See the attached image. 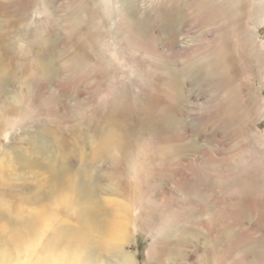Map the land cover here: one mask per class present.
Segmentation results:
<instances>
[{"label":"rangeland","instance_id":"1","mask_svg":"<svg viewBox=\"0 0 264 264\" xmlns=\"http://www.w3.org/2000/svg\"><path fill=\"white\" fill-rule=\"evenodd\" d=\"M78 168L96 211L52 203L32 257L0 216V262L88 254L76 236L121 224L101 264H264V0H0L1 214L37 216Z\"/></svg>","mask_w":264,"mask_h":264},{"label":"bare ground","instance_id":"2","mask_svg":"<svg viewBox=\"0 0 264 264\" xmlns=\"http://www.w3.org/2000/svg\"><path fill=\"white\" fill-rule=\"evenodd\" d=\"M140 22V21H139ZM89 29V28H88ZM97 63V62H96ZM10 64V63H9ZM13 64V63H12ZM11 69V68H10ZM7 72V71H6ZM60 73V72H59ZM45 80V79H44ZM46 83V82H45ZM78 90V89H77ZM20 105V104H19ZM130 105V104H129ZM80 106V105H79ZM123 106V105H121ZM120 107V106H119ZM116 110H118V108ZM115 108V107H114ZM121 108V107H120ZM124 108V107H123ZM132 109V108H131ZM112 110V109H111ZM121 110V109H120ZM119 110V111H120ZM125 110V108L123 109ZM94 114V113H93ZM70 117V116H69ZM75 119V118H74ZM88 119V118H87ZM90 119V118H89ZM93 119V118H92ZM70 120V119H69ZM73 120V119H72ZM83 120V119H82ZM91 120V119H90ZM72 122V121H71ZM124 122V121H123ZM85 123V121H84ZM126 123V122H125ZM124 123V125H125ZM19 124V123H18ZM92 125V123H90ZM123 124V123H122ZM10 126L11 124H8V122L5 123V126ZM90 125V126H91ZM123 125V126H124ZM112 126V125H111ZM129 126V125H128ZM13 127V126H11ZM116 129V128H114ZM132 129V128H131ZM135 129V128H134ZM123 130H126V129H123ZM130 130V129H129ZM63 131V130H62ZM111 131V130H110ZM93 132V131H92ZM125 132V131H123ZM127 132V131H126ZM125 132V133H126ZM130 132V131H128ZM137 132V131H136ZM131 133V132H130ZM133 133V132H132ZM139 133V132H138ZM46 134V132L44 133ZM122 134V133H121ZM92 135V134H91ZM119 135V133H118ZM137 135V134H136ZM145 135V134H144ZM131 136V135H130ZM141 136V135H140ZM127 137V136H126ZM125 137V138H126ZM72 139V137H70ZM123 138V137H121ZM124 138V140H125ZM137 138V137H136ZM45 139V138H44ZM47 139V138H46ZM116 139V138H114ZM127 140V139H126ZM135 140V139H134ZM130 141V140H129ZM35 142V141H34ZM65 142V141H64ZM71 142V141H70ZM86 142V141H85ZM110 139L106 141V145L108 146L110 144ZM124 142V141H122ZM112 143V142H111ZM126 143V141L124 142ZM128 143V141H127ZM126 143V144H127ZM121 144V142L119 143ZM139 144V143H138ZM111 145V144H110ZM130 145V143L128 144V146ZM135 145V144H134ZM127 146V145H126ZM133 146V145H132ZM34 147V146H32ZM125 147V146H124ZM31 148V147H30ZM58 148V147H57ZM60 148V147H59ZM131 148V146L129 147ZM137 148V146H136ZM135 148V149H136ZM122 149V148H121ZM29 150V149H28ZM39 150V148H38ZM50 150V149H48ZM60 150V149H59ZM133 150V149H132ZM40 151V150H39ZM41 152V151H40ZM47 153V152H46ZM51 153V152H49ZM53 153V152H52ZM94 153V152H93ZM127 153V152H126ZM44 154V153H43ZM54 154V153H53ZM47 155V154H45ZM39 156H40V153H39ZM42 156V155H41ZM97 156V155H96ZM95 157V156H94ZM147 157V156H146ZM93 158V156H92ZM97 158V157H95ZM44 159V158H43ZM120 159V158H119ZM122 160V159H121ZM138 160V159H137ZM52 162H54L52 160ZM102 162H106V163H110L112 164L114 167L116 166L117 169L120 167V171L118 172V174L122 175V176H125V174H127L128 176H131L130 178L132 179H136V172H137V168H136V165L134 163L132 164H129V163H125V162H121L119 160H116L114 157L112 156H106L105 159H103ZM46 163V162H45ZM50 163V162H49ZM55 163V162H54ZM73 163V162H72ZM71 163V164H72ZM82 163L85 165V166H91L93 164V162L91 160H88V159H84L82 160ZM57 164V163H56ZM70 164V165H71ZM76 164V163H75ZM74 164V165H75ZM78 164V163H77ZM76 166V165H75ZM60 169V168H59ZM72 169V168H71ZM86 169V168H85ZM84 168H78V169H75L77 170L76 171V174H79L78 175V178H75L74 176H69L67 178H65L64 182L65 183V186L64 185L62 186V190H60L61 192H59V189L61 188L60 186L58 187L57 191L53 192V193H45L43 195V198L42 197H34L32 199V201L30 200L31 204L32 205H35V206H38V208L41 210L42 213L40 214H36L37 216H33V217H30L28 218L27 220H22L21 217L18 218V219H9L5 214H1L3 210H5V203H16L18 204V198L15 197V195L13 194L14 191L9 188L11 186H9V183L5 184V182H3L4 185H0V216H1V222H3L4 220L7 221L8 225L13 227V228H17V226H19L22 230H21V234L19 233V235L16 237L15 241L11 244V245H14L16 244V247L17 249H24L26 247H23L21 248L22 245V242L26 239V238H31L33 240V238L35 237H39L41 236L44 232V230L41 231V225H42V222H43V218L46 217L48 218V222H52L54 220H56V217L55 215H50V211H51V204L54 203L56 206L55 208H57L58 206H61L63 205V208H61V212L65 211L67 209L65 205L66 204H72L73 203V206L74 204L77 202V201H80V200H86V203H87V208L89 211H96V207L95 205L93 204L94 202H92V200L90 199L89 200V196L91 197L94 193L93 191V188L92 185L94 184L93 181L94 179L89 176L88 174V171L87 169L85 170ZM91 169V168H89ZM41 170V169H39ZM58 170V169H57ZM66 170V169H65ZM56 171V170H55ZM63 172V171H62ZM72 172V171H71ZM139 172V171H138ZM64 173V172H63ZM37 174V173H36ZM35 174V175H36ZM43 176V175H42ZM50 176V175H48ZM54 176V175H53ZM107 178H101L100 177V180L99 182H105V181H108L110 176H117L116 173H110V175L107 174ZM37 177V176H36ZM35 177V178H36ZM95 180L97 181V176H95ZM48 178V177H47ZM58 178V177H57ZM59 178H60V175H59ZM40 179V178H39ZM108 179V180H107ZM38 180V179H37ZM54 180V179H53ZM79 180V181H78ZM82 180V181H81ZM1 181V180H0ZM4 181V179H3ZM6 181V180H5ZM28 181V180H27ZM36 181V180H35ZM42 181V180H41ZM57 181V180H56ZM83 182L85 183L84 185L80 186L78 185L76 182ZM10 182V181H9ZM39 182V181H38ZM60 182V181H59ZM13 183V182H12ZM40 183V182H39ZM38 183V185H39ZM43 183V182H42ZM45 183V182H44ZM54 183V182H53ZM52 183V184H53ZM57 183V182H56ZM14 184V183H13ZM46 184V183H45ZM55 184V183H54ZM58 184V183H57ZM77 184V185H76ZM89 187H92L91 189L89 187H87V185ZM11 185V183H10ZM44 185V184H43ZM48 185V184H47ZM50 185V184H49ZM60 185V184H59ZM42 187V186H41ZM44 187V186H43ZM42 187V188H43ZM16 188V186H15ZM14 188V189H15ZM56 188V187H55ZM97 192H100V188L95 187ZM31 189V188H30ZM44 189V188H43ZM53 189V188H52ZM127 189V188H126ZM17 190V189H16ZM40 190V188H39ZM47 190V189H46ZM13 191V192H12ZM36 191V190H35ZM53 191V190H52ZM47 192V191H46ZM34 193V192H33ZM41 193H44V192H41ZM64 193H71L70 195H66L64 197ZM127 193V191H126ZM35 194V193H34ZM119 194H124V191L123 192H119ZM38 195V194H37ZM60 195V196H59ZM24 196V195H23ZM28 199V198H27ZM77 200V201H76ZM24 202V200H23ZM63 203V204H62ZM62 204V205H60ZM78 204V203H77ZM8 206V205H7ZM15 206V205H14ZM9 208L11 207L10 205L8 206ZM7 207V208H8ZM16 207V206H15ZM18 208V206H17ZM12 209V208H11ZM20 209V208H18ZM95 209V210H94ZM7 212V211H6ZM46 212V213H45ZM49 212V213H48ZM60 212V211H58ZM12 212L10 211V214ZM16 213V212H15ZM7 214V213H6ZM9 214V212H8ZM9 214V215H10ZM56 214V213H55ZM58 214V213H57ZM92 214L96 215V213H93ZM14 215V214H13ZM3 217L5 219H3ZM93 217V216H92ZM16 218V217H15ZM44 219V220H45ZM95 219V218H94ZM93 220V219H92ZM47 223V222H46ZM121 225V224H120ZM120 225H117L115 226L113 229H114V233L110 236H107L106 239L102 240V241H98V240H94L92 239V237H90L91 235H86V234H81L80 236H76L75 237V240L77 242H79V245L81 247H83V252H87L89 251L88 254L84 253L86 256H84V254L82 253V250H79L77 253H74L72 254L74 257H68V253L65 252L63 253L62 255H59V256H52L50 255L49 258L47 256V258H45V260L47 261L46 263L44 264H101V259H98L99 256L102 255V251H104V249H107L111 244H118L120 241H122L121 239L123 238L121 235L123 234V230L122 228L119 226ZM43 226V225H42ZM46 227V226H45ZM44 228V227H43ZM104 229V228H103ZM109 229V228H108ZM14 230V229H13ZM46 230V229H45ZM109 231V230H108ZM8 232V228L4 227L3 225L0 226V245L2 244L3 240L7 238L6 234ZM107 234V233H106ZM30 239V240H31ZM27 240V239H26ZM71 238H68L67 241H70ZM59 240H55L53 243H52V246L54 245L55 248H58V243ZM19 242L21 244H19ZM72 242V241H71ZM25 244V243H24ZM60 244V243H59ZM62 244V243H61ZM60 244V245H61ZM76 244V242H75ZM26 245V244H25ZM39 243L35 240H33L32 242V245L29 247V248H26L27 251H24V253H26V255H28V257H32L34 252L37 253V247H38ZM54 248V249H55ZM49 254V253H48ZM52 254H55L54 252ZM3 259V257H2ZM6 260V259H5ZM29 261V258L28 260ZM27 261L25 262H22V263H18V264H29V263H26ZM7 260L5 262H0V264H11V263H6ZM35 262V261H34ZM35 264V263H33ZM36 264H38L36 262ZM43 264V263H41Z\"/></svg>","mask_w":264,"mask_h":264}]
</instances>
